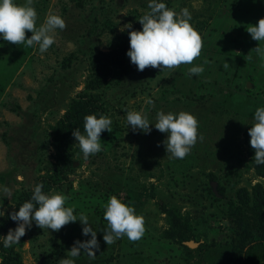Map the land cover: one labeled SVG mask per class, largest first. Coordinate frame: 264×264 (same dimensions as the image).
<instances>
[{
    "label": "rangeland",
    "instance_id": "rangeland-1",
    "mask_svg": "<svg viewBox=\"0 0 264 264\" xmlns=\"http://www.w3.org/2000/svg\"><path fill=\"white\" fill-rule=\"evenodd\" d=\"M165 2L192 13L191 24L203 40L192 64L138 71L130 62L129 29H120L128 22L141 29L149 0H34L37 25L51 13L65 20L54 44L41 53L36 45L0 39V185L11 189L9 197L0 193L5 210L0 235L6 234L7 213L30 199L34 184L42 181L43 191L64 193L66 206H73L77 217L84 212L97 231L94 258L81 252L75 264L228 259L243 215L259 195L254 188H264L244 136L256 107L264 106V57L253 51L264 42L247 31L264 17V0ZM110 52L116 55L103 56ZM200 64L204 71L190 76L188 69ZM148 97L154 104L145 103ZM83 102H89L87 114L112 119V131L101 133L102 150L87 160L72 135L76 128L83 133L86 114L77 126L66 121ZM131 110L146 113L153 123L160 110L191 112L203 139L183 159L169 158L166 133L153 125L149 133L133 131L126 120ZM113 195L143 215L140 239L103 241V214ZM163 208L186 223L187 231L174 229ZM82 227L77 220L52 230L33 221L20 243L9 247L10 255L17 254L21 264H59L74 241L90 238ZM9 248L0 245V264Z\"/></svg>",
    "mask_w": 264,
    "mask_h": 264
},
{
    "label": "clouds",
    "instance_id": "clouds-1",
    "mask_svg": "<svg viewBox=\"0 0 264 264\" xmlns=\"http://www.w3.org/2000/svg\"><path fill=\"white\" fill-rule=\"evenodd\" d=\"M149 11L145 12L139 22L141 29L132 27L130 22L121 27V31L129 29V45L126 55L138 71L146 67L175 68L181 64H192L201 54L203 40L199 32L191 24L192 13L187 7L177 12L169 8L165 0H149ZM38 13L34 0H0V39L15 45L38 46L41 53L46 52L55 42L57 29L66 27L62 16L51 13L37 25ZM247 28L252 39L264 42V17L256 24ZM25 30L31 32L26 37ZM253 51L264 57V47L260 43ZM251 59V57H249ZM227 63V62H226ZM204 71V65H193L188 69L189 75H199ZM146 104H154L151 97L146 98ZM127 125L133 131L139 129L144 133L151 132L150 125L162 133H166L164 144L169 158L183 159L198 139H203L198 133L199 121L191 112L160 110L156 113L155 122L150 121L146 113L137 110L126 114ZM112 131L111 117L95 113L84 116V131L72 130L85 160L91 154L102 150V131ZM249 144L254 150V160L257 165L264 164V106L256 107L253 113V123L248 128ZM43 182L35 183L31 198L24 201L18 210L8 212V217L16 222L15 228H10L5 235H0V245L4 248L20 243L26 229L32 227L33 221L40 228L59 230L62 226L76 222L83 225L82 234H90L87 240H76L68 250V255L59 260V264H75V259L81 252L94 258L95 250L99 248L97 231L89 223L88 216L81 212L79 217L73 206H66L68 197L62 192L43 191ZM11 189L0 185V193L9 197ZM107 227L103 230V241L112 244L121 236L127 235L130 240L140 239L145 230L144 217L137 214L135 208L122 202L116 195L110 196L104 210ZM5 216V210L0 207V217Z\"/></svg>",
    "mask_w": 264,
    "mask_h": 264
},
{
    "label": "trees",
    "instance_id": "trees-1",
    "mask_svg": "<svg viewBox=\"0 0 264 264\" xmlns=\"http://www.w3.org/2000/svg\"><path fill=\"white\" fill-rule=\"evenodd\" d=\"M115 55V52L103 54V56H105L106 58L108 56L113 57ZM88 105L89 102H83L82 106L77 110V113H75L72 117L67 116L68 119L66 118V121H71L74 123H72V126H77V123L81 120V117L89 113ZM248 128L245 130L244 136L250 151L254 154V150L249 144L250 137L248 134ZM255 169L259 173V175L264 177V164L257 165L255 163ZM254 189L259 193V195L253 199L252 206L247 207L249 211H247V216L243 215L244 225L240 226L233 236L229 257L222 264H264V188L262 186H258ZM16 207L17 208L12 211L18 210V206ZM163 211L169 217L170 224L171 226H174V229H181L180 233L187 231V224L183 223L180 218H176L171 210L163 208ZM4 221L6 225L5 232L7 234L10 228H15L16 222L11 220L8 215L6 216ZM10 251H12V248H9V251L6 249L2 263L21 264L18 261V255L15 253H13L14 255H10Z\"/></svg>",
    "mask_w": 264,
    "mask_h": 264
}]
</instances>
